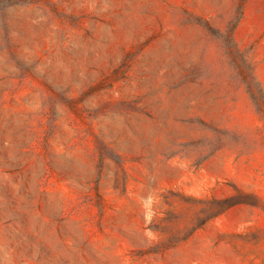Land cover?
Returning a JSON list of instances; mask_svg holds the SVG:
<instances>
[{
	"label": "rangeland",
	"instance_id": "1",
	"mask_svg": "<svg viewBox=\"0 0 264 264\" xmlns=\"http://www.w3.org/2000/svg\"><path fill=\"white\" fill-rule=\"evenodd\" d=\"M0 264H264V0H0Z\"/></svg>",
	"mask_w": 264,
	"mask_h": 264
},
{
	"label": "trees",
	"instance_id": "2",
	"mask_svg": "<svg viewBox=\"0 0 264 264\" xmlns=\"http://www.w3.org/2000/svg\"><path fill=\"white\" fill-rule=\"evenodd\" d=\"M252 102L254 103V107L258 108L259 110L262 109L260 101H258V97L257 96L252 97ZM222 202H224V201H222ZM228 206L229 205H227L226 207H223L222 211L225 210Z\"/></svg>",
	"mask_w": 264,
	"mask_h": 264
}]
</instances>
